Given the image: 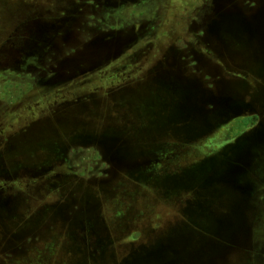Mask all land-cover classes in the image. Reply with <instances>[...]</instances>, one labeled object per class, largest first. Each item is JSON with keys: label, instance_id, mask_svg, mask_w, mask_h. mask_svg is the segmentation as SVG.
I'll return each mask as SVG.
<instances>
[{"label": "flooded vegetation", "instance_id": "af4514ba", "mask_svg": "<svg viewBox=\"0 0 264 264\" xmlns=\"http://www.w3.org/2000/svg\"><path fill=\"white\" fill-rule=\"evenodd\" d=\"M225 25L242 29L233 41L250 59L235 63L239 72L264 71V0H0V263L44 258L38 244L60 234L41 232L43 204L70 182L110 180L196 227L192 208L212 192L185 188L182 154L237 118L239 132L211 156L255 127L264 135V91L255 92L264 79L243 98L225 94L220 73L236 70ZM72 216L66 228L82 233L75 242L88 253L79 262L104 259L110 230L87 211ZM114 220L138 240L144 224ZM160 238L112 262L187 264L160 256Z\"/></svg>", "mask_w": 264, "mask_h": 264}, {"label": "rangeland", "instance_id": "374dc122", "mask_svg": "<svg viewBox=\"0 0 264 264\" xmlns=\"http://www.w3.org/2000/svg\"><path fill=\"white\" fill-rule=\"evenodd\" d=\"M132 8L137 11L135 6ZM221 30L225 37H229L227 51L232 60L230 64L234 67L231 68L236 70L220 73L219 77L230 83L228 88L224 85L227 88L225 94L243 98V88L251 85L254 92L256 80L264 79V71L256 69L252 72L254 75L248 78L243 76L239 72L240 67L235 63H246L250 58L238 50L237 43L233 41L234 32L237 35L242 29L234 30L230 25H225ZM253 68L255 67L252 64L251 69ZM258 73L262 74V77H258ZM260 90L263 92L264 86L257 88L255 92L259 93ZM241 126V120L237 118L222 130L204 136L202 146L188 147L182 154L185 160L183 165H186V169H192L193 166H190L189 162L196 159V163H199L207 159L208 155L211 156V147H218L226 139L232 138ZM226 136L229 137L225 138ZM254 154L253 168L240 180L241 185L231 180L208 188L212 194L204 192L210 209L204 218L195 219L196 227L183 226V223L188 222L159 200L147 199L140 194H122L124 191L115 182H109L110 180L92 183L70 182L65 187L64 198L43 204L44 212L38 220L41 223V232L52 229L51 231L60 234L55 235L58 240L55 239L52 245L48 242L38 244L45 249L42 253L44 258H31L33 261L27 264H82L78 257H81L82 253L87 256L88 253L82 246L84 244L75 242L80 240L82 233L78 232L77 228H66V224L73 218L74 211L93 214L98 223L107 226L110 230L108 235L113 240L112 246H109L110 252L106 253L104 259L87 264H114L113 257L124 255L123 249L133 250L139 242L149 246V242L153 243V239L159 236L163 245L160 256L184 257L187 264H264V149L254 151ZM170 170L175 172L179 169L172 167ZM115 217L119 223H130L139 229L142 228L141 224H144L143 230L137 232V241L131 244L129 241L132 237L129 233L123 231L120 235L119 231H115ZM59 236H62V239ZM80 250L82 252H79Z\"/></svg>", "mask_w": 264, "mask_h": 264}, {"label": "water", "instance_id": "95a60500", "mask_svg": "<svg viewBox=\"0 0 264 264\" xmlns=\"http://www.w3.org/2000/svg\"><path fill=\"white\" fill-rule=\"evenodd\" d=\"M255 136V137H254ZM264 149V135L260 128H253L238 135L233 141L224 145L223 150L218 156H209L199 163L193 165L192 169H186V179L193 184L185 188H195V184L200 189L212 188L215 184L234 181L239 184L244 176H247L253 168L254 151ZM231 155L228 156L227 153ZM223 158V159H222ZM190 178V179H189ZM186 181V183H188ZM241 185V184H239ZM197 187V188H198ZM181 189V188H180ZM204 190V191H206ZM196 206L192 208L193 219H202L209 211V203L203 195L196 201ZM192 206V205H191ZM151 250V249H149ZM150 255V253H147Z\"/></svg>", "mask_w": 264, "mask_h": 264}]
</instances>
